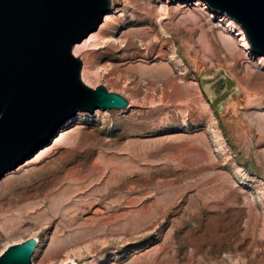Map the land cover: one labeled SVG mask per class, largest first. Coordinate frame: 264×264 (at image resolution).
<instances>
[{
  "label": "rangeland",
  "instance_id": "rangeland-1",
  "mask_svg": "<svg viewBox=\"0 0 264 264\" xmlns=\"http://www.w3.org/2000/svg\"><path fill=\"white\" fill-rule=\"evenodd\" d=\"M196 1L110 0L74 55L129 107L78 111L0 178V253L35 237L32 264H264V62Z\"/></svg>",
  "mask_w": 264,
  "mask_h": 264
},
{
  "label": "water",
  "instance_id": "water-1",
  "mask_svg": "<svg viewBox=\"0 0 264 264\" xmlns=\"http://www.w3.org/2000/svg\"><path fill=\"white\" fill-rule=\"evenodd\" d=\"M202 1L233 20L248 48L264 56V0ZM109 7L110 0H0V178L45 147L78 111L129 107L123 95L84 83L82 60L72 52ZM36 245L29 237L7 246L0 264H32Z\"/></svg>",
  "mask_w": 264,
  "mask_h": 264
},
{
  "label": "bare ground",
  "instance_id": "bare-ground-1",
  "mask_svg": "<svg viewBox=\"0 0 264 264\" xmlns=\"http://www.w3.org/2000/svg\"><path fill=\"white\" fill-rule=\"evenodd\" d=\"M171 1H173V0H171ZM193 1H196V0H193ZM175 2H178V3H185L186 1H179V0H175ZM196 6H199V7H201V8H203V9H205V10H207V11H211L212 13H213V11L214 10H211V9H209V8H207V5L202 1V0H197L196 1V4H195ZM214 12H216V11H214ZM218 13V12H217ZM220 13H218V15H219ZM220 16V19H222V20H225V28H227V30L229 31V33L230 32H233V33H235L236 35H237V38H238V42H239V46L245 51V52H247L248 54H251V55H254V56H257V57H259L263 62H264V56H260V55H256L255 53H253L249 48H248V46H249V44H248V42H247V40H246V38H245V36H244V33H243V31L241 30V28L233 21V20H231L228 16H226V15H224V14H220L219 15ZM92 36L93 35H91V36H89L88 37V39H84L83 41H81L82 42V44H80V43H76L74 46H73V48H72V52H73V54H77L79 51H81L84 47H85V45H86V42L87 41H89V40H91V38H92ZM94 38V37H93ZM81 114H84L82 111H79V113H78V115H77V117L78 116H80ZM67 135V134H66ZM65 137V131L62 129H60V131H59V133L56 135V136H54L52 139H51V141L46 145V146H48L51 142L52 143H55V142H58V141H60L61 139H63ZM54 139V140H53ZM42 149H43V147H41L35 154V157L36 156H38V154L42 151ZM43 152V151H42ZM34 156V155H33ZM32 156V157H33ZM113 170V169H112ZM111 171V170H110ZM113 172V171H112ZM111 173V172H110ZM103 173H101V175H102ZM115 174V173H114ZM104 175V174H103ZM112 176H114V175H112ZM116 176V175H115ZM104 178V177H103ZM102 178V179H103ZM100 179H101V177H100ZM105 179V178H104ZM108 180V179H107ZM106 180V181H107ZM111 180V179H110ZM108 182V181H107ZM108 185V184H107ZM111 185V184H110ZM98 188V187H97ZM96 188V189H97ZM101 188H103V186L101 187ZM105 188V187H104ZM109 188V187H108ZM99 189H97V191H98ZM96 191V192H97ZM100 192V191H99ZM66 195V192H65V190H62L60 193H59V196L61 197V200H59L58 202H57V206H59V208H60V210L61 211H63V210H66L67 208H69L70 207V204H66L65 203V201H66V197H64ZM103 195V194H102ZM46 200H47V202H48V204H49V206L51 207L52 206V202H53V199H50V198H46ZM34 207V204L32 205H26L25 207H23V208H21L20 210L21 211H24V212H26L28 209H32ZM91 207V206H90ZM89 207V208H90ZM159 208V207H158ZM34 209H35V207H34ZM33 209V210H34ZM165 209V208H164ZM38 210V209H37ZM156 213V212H155ZM32 214H34L35 216L37 215L38 216V212L36 211V210H34V212L32 213ZM140 214V213H139ZM141 214H143V213H141ZM97 216V215H96ZM102 216V215H101ZM135 220H136V218H135ZM143 220H144V218H143ZM137 222H138V219L136 220ZM135 221V222H136ZM143 222V221H142ZM141 224H143V223H141ZM146 224V223H145ZM139 226H140V224H138ZM143 226H144V224H143ZM142 226V227H143ZM98 230H99V228H98ZM238 238V237H237ZM237 245V244H236ZM235 246V245H234ZM238 248V247H237ZM243 248H244V246H243ZM242 248V249H243ZM240 249H241V247H240ZM241 251V250H240ZM232 257V256H231ZM232 258H234V257H232ZM236 258V257H235ZM231 259V258H230ZM236 260V259H235ZM72 262H74L75 263V261L74 260H72ZM235 262V261H234ZM237 262V261H236ZM75 264H77V263H75Z\"/></svg>",
  "mask_w": 264,
  "mask_h": 264
}]
</instances>
